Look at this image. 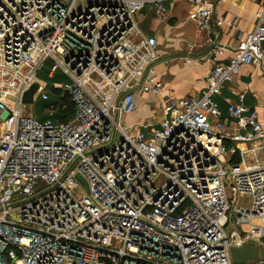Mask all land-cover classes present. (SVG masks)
<instances>
[{
  "label": "built area",
  "instance_id": "built-area-1",
  "mask_svg": "<svg viewBox=\"0 0 264 264\" xmlns=\"http://www.w3.org/2000/svg\"><path fill=\"white\" fill-rule=\"evenodd\" d=\"M165 1L0 0V264H236L232 249L264 251V125L245 92L229 123L218 102L264 63V0L234 49L216 41L217 0H185L212 46L206 89L130 127L137 97L163 89L158 41L136 17L151 7L165 20ZM48 60L75 104L67 122L24 114L33 84L34 101L51 96L38 82Z\"/></svg>",
  "mask_w": 264,
  "mask_h": 264
},
{
  "label": "crops",
  "instance_id": "crops-1",
  "mask_svg": "<svg viewBox=\"0 0 264 264\" xmlns=\"http://www.w3.org/2000/svg\"><path fill=\"white\" fill-rule=\"evenodd\" d=\"M165 5L168 9L165 20H159L154 12L152 22H148L145 27V19H142L141 27L140 21L138 23L136 20L138 29L144 35L156 37L158 41L161 59L156 63L155 71L161 78L163 89L160 97H137V110L130 115V118L135 120V125L150 119L140 118V114L151 111V104H155L158 109L160 101L164 99L200 98L213 68L210 60L212 46L208 43V35L189 20V3L185 0H167ZM260 10L259 0H217L214 16L224 22L216 38L218 44L234 49L239 35L254 29ZM143 13L138 15V18L143 16ZM231 56V53L226 51L220 56V61L228 62ZM263 65L264 63L244 66L241 73L223 89L218 99L223 121L230 122L228 106L236 102L239 93L245 92L246 104L257 112L264 125ZM151 112L154 114V111ZM157 118L160 120L159 116ZM227 144L233 145L230 141ZM238 146L244 147L243 144Z\"/></svg>",
  "mask_w": 264,
  "mask_h": 264
},
{
  "label": "rangeland",
  "instance_id": "rangeland-1",
  "mask_svg": "<svg viewBox=\"0 0 264 264\" xmlns=\"http://www.w3.org/2000/svg\"><path fill=\"white\" fill-rule=\"evenodd\" d=\"M145 17V18H144ZM152 18H153V11L151 10V8H146L144 13H143V16H140L138 18V16L136 17V20L137 22L139 23V26L141 27V22H142V19H145L144 20V27L145 25L148 24V22H152ZM145 30V28H143ZM53 66V62L51 60H48L43 68L41 69V71L38 73V82L42 85V86H45L47 85V88L49 89L50 85L53 83L54 80H57L58 82H65V77L63 76V74L59 71L58 73L55 74V79H52L49 77V73L51 71V68ZM60 92V90H58ZM59 92L55 91V93L57 95H59ZM146 95H150V96H153V97H156L154 96L153 94H146ZM53 98L54 96H51L50 100L48 101H43L40 99V97L37 95L35 97V101L33 104L31 105H28L25 110H24V114L28 115V116H34L35 118H37L38 120H41V121H44V120H47V119H50L54 122V119L52 118L53 116H49L48 114V111L50 112V110H52L48 105L49 103L53 102ZM150 110L151 111H154V114L151 112V111H148L144 114H140V118H148L150 117V119H154L156 118V114L159 113L158 112V109L156 107L155 104H151L150 105ZM156 113V114H155ZM154 116V117H153ZM123 123H125L127 126H134L135 125V120L134 119H131L130 116H127L123 119ZM88 186H87V183L82 180L81 181V189L83 190H87ZM228 193H229V190H228ZM230 199L232 198L231 196H229ZM241 202V198L238 199V203L237 205H239V203Z\"/></svg>",
  "mask_w": 264,
  "mask_h": 264
},
{
  "label": "trees",
  "instance_id": "trees-1",
  "mask_svg": "<svg viewBox=\"0 0 264 264\" xmlns=\"http://www.w3.org/2000/svg\"><path fill=\"white\" fill-rule=\"evenodd\" d=\"M52 79H55V76ZM63 82H58L57 80H54L53 83L49 86V89L51 90V96H54V98L53 102L49 103L48 106L54 112L52 118L54 119L55 123H62L71 120L75 116L76 112L75 104L73 103L71 97L68 94H63L61 91L59 92V89L53 88V84H60ZM55 91L59 92V95H57Z\"/></svg>",
  "mask_w": 264,
  "mask_h": 264
},
{
  "label": "water",
  "instance_id": "water-1",
  "mask_svg": "<svg viewBox=\"0 0 264 264\" xmlns=\"http://www.w3.org/2000/svg\"><path fill=\"white\" fill-rule=\"evenodd\" d=\"M38 84H33L29 90L25 93L23 98L24 104H33L34 96L37 92ZM259 256H264V251H260L258 247L255 245H247L240 249H232L231 250V258L232 261L236 264H243L250 260H253Z\"/></svg>",
  "mask_w": 264,
  "mask_h": 264
}]
</instances>
